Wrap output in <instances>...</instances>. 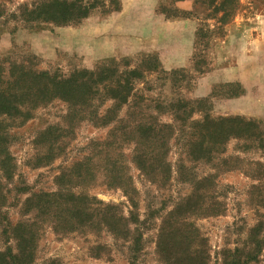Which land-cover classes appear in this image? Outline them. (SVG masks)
<instances>
[{
  "label": "rangeland",
  "instance_id": "374dc122",
  "mask_svg": "<svg viewBox=\"0 0 264 264\" xmlns=\"http://www.w3.org/2000/svg\"><path fill=\"white\" fill-rule=\"evenodd\" d=\"M64 1L89 15L55 23L45 16L64 3L0 0V103L13 101L0 113V253L15 264H264V81L219 76L234 53L227 35L259 25L264 0H238L220 30L210 0H154L153 15ZM191 30V66L165 69ZM46 75L85 78L81 103L28 106Z\"/></svg>",
  "mask_w": 264,
  "mask_h": 264
},
{
  "label": "crops",
  "instance_id": "0c3cea01",
  "mask_svg": "<svg viewBox=\"0 0 264 264\" xmlns=\"http://www.w3.org/2000/svg\"><path fill=\"white\" fill-rule=\"evenodd\" d=\"M129 1V0H127ZM135 6H128L126 0H121V9L126 11L131 8L142 12L146 9L150 14H157L156 2L154 0H132ZM260 10V9H259ZM118 11V12H119ZM259 12V11H258ZM260 24L255 27L242 29V31L230 32L225 40L226 46L232 45L234 53L227 65L220 66L219 76H237L242 81H264V11H260ZM187 45H181L180 38L172 45H175L176 58L164 63L162 66L169 70L176 67L191 66L195 52L196 30L187 32ZM186 41V40H185ZM159 52V51H155ZM159 57H161L159 53ZM228 59V58H226ZM246 76H251L248 78Z\"/></svg>",
  "mask_w": 264,
  "mask_h": 264
},
{
  "label": "trees",
  "instance_id": "16d2710c",
  "mask_svg": "<svg viewBox=\"0 0 264 264\" xmlns=\"http://www.w3.org/2000/svg\"><path fill=\"white\" fill-rule=\"evenodd\" d=\"M63 3L65 4V8H66L64 13L59 12V14H56V13L47 14V16H45V19L50 20L55 23H65V24L68 23L69 24L73 19L77 20L83 17H87L89 15L90 6L87 7L86 5L85 6L81 5V7H79L75 13L71 14L69 10L71 8L70 5H68L64 0H55V4H57L58 6H62ZM120 4L117 3L116 9H119L121 7ZM209 5L213 6V11H211V13H217L214 16H211L209 13V16L215 19V27L219 30L222 29L223 26L227 24L228 22L227 19L230 16L234 15L237 10H239L238 0H210ZM218 13H222V14L218 15ZM40 74L45 75V73H40ZM37 75H39V73ZM41 77H45L47 82L44 85V89H40L38 87L34 88V84H32V88L30 92H32L33 95H32V98H28L30 102L28 101V104H27L28 106L30 105L32 109L35 108V106H38L41 103L50 101L53 98H61L66 101H69V103L73 102V105L75 106H78L81 103L80 99L74 98L73 95H75L74 89H78L79 86H81V83L85 81V78L73 77L74 79L64 80L61 78H55V77L52 78L51 76H48V75L41 76ZM117 82L119 83L117 87L120 88V86H122L121 81L118 80ZM17 87H18V83H14V86L12 85V83H10L9 86L7 87V95L11 96L13 94V91L17 90ZM127 87H129V81H128ZM94 94L95 93L93 92V90L90 89L88 92L89 96L86 97L87 101L92 102ZM128 97H129V94L125 95L119 92L111 96L112 99L120 103H126L128 100ZM12 103L13 101H8L6 108H3L2 104L0 103V113H2L1 111H3L4 113L9 114ZM15 107L17 109V105ZM96 115H97V112L93 110L85 113V117L87 116L91 120H96L97 119ZM149 129L152 132L155 131L154 127L152 128L150 127ZM4 156L7 157L9 156V154H4ZM140 167L142 168L144 167V165L143 166L141 165ZM86 204L87 203L85 202V205ZM0 254L2 255L4 259L6 258V261L3 260L4 264H15L18 259V255H14L11 249H7L4 253H0Z\"/></svg>",
  "mask_w": 264,
  "mask_h": 264
}]
</instances>
